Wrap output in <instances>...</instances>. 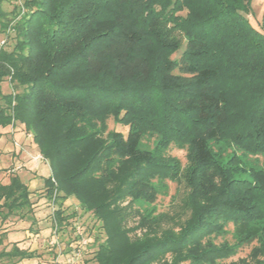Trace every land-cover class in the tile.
<instances>
[{
  "label": "trees",
  "instance_id": "1",
  "mask_svg": "<svg viewBox=\"0 0 264 264\" xmlns=\"http://www.w3.org/2000/svg\"><path fill=\"white\" fill-rule=\"evenodd\" d=\"M18 1L0 0V32L16 33L0 45V84L12 87L0 129L32 134L59 228L75 197L102 221L97 264H218L254 242L239 264H264V14L260 30L252 0ZM109 117L127 133L107 131ZM172 141L188 147L192 216L160 232L155 177L178 173L158 151ZM35 205L19 174L0 181V264L39 256L5 227L34 224ZM230 224L234 242L216 243Z\"/></svg>",
  "mask_w": 264,
  "mask_h": 264
},
{
  "label": "rangeland",
  "instance_id": "2",
  "mask_svg": "<svg viewBox=\"0 0 264 264\" xmlns=\"http://www.w3.org/2000/svg\"><path fill=\"white\" fill-rule=\"evenodd\" d=\"M20 2V0L18 1ZM252 12L248 14L249 19L251 20L252 24L260 28L262 16L264 14V0H252ZM13 3L5 2L4 8L8 12L12 10ZM187 9L182 10L181 14H186ZM15 31L12 30L11 33L6 36L4 32H0V43L2 44L3 40L7 39V43L10 44L9 47L12 46L16 42L15 38ZM181 51H178L172 55L173 58H178L181 55ZM263 59L262 63L264 64V52L262 51ZM261 55V56H262ZM0 91L4 93H8L12 91V87L10 85V80L6 79L0 84ZM108 129L112 130L115 129L117 131L123 132L124 134L128 131V126H125L120 123H115L113 117H109L107 120ZM16 125H20L17 123ZM12 126V125H11ZM21 126H23L21 124ZM20 130L17 126H12L11 129L8 130H1L0 137L2 135L12 137V141L14 145L21 146L23 141L19 137H15V134L18 133ZM23 133L26 136H33L30 132L23 129ZM146 142L154 140V136L147 134ZM151 147L154 146L150 145ZM27 151V149H26ZM28 153H31L29 156L31 159L38 154H34V152L29 149ZM159 160L167 165L169 170L177 171L178 175L176 174L173 178L166 177L160 179L161 176L155 177V181L158 183L160 188V192L156 202L154 203L156 211L155 214L160 216L161 218V228L162 230H175L179 231L181 226L185 225L192 216V206L190 201V188L188 186L187 175L188 171L190 170V161L188 158V147L183 144H178L177 142L172 141L168 147H166L163 151H158ZM10 165V164H9ZM7 164H3L0 167V181L6 183L9 181V178L12 174H16L15 169L16 167L9 166ZM44 193V189L41 192L33 195V201L35 204V218L36 222L32 224L30 219H19V218H12L11 221L6 223L5 227L9 233H13L15 238L21 241H27L31 237H28L25 230H29L34 233L35 238H37V245L33 248L40 253L44 260H47V264H68V257L71 254V250H68L69 240L74 238V231H72V225L74 222L78 220V222H84V224L89 229V246L85 250L82 257L75 259L74 263L72 264H88L89 261L94 260L95 251L98 248L99 243L103 242L105 239V233L103 228L101 227L102 221L95 215V213L91 211L84 212L79 204V201L75 197H71L64 202V207H67L68 212L77 211V216L71 219L72 225L65 229H58V236H59V245L52 247L49 244V240L52 238V221L51 217L52 213L59 207L57 203L53 200H48L45 203L43 196L39 197L40 194ZM127 201L122 202V205H125ZM135 224L133 220H131L130 225ZM233 227L232 225L227 226V232L223 235H219L215 237L216 243H221L224 241H228L230 243L234 242V238L232 235ZM163 232V231H162ZM141 234V231H138ZM98 236V239H97ZM97 239V240H96ZM26 244L28 242H25ZM40 244V246H39ZM256 244V242L245 245L241 247L237 253L231 254V256L218 261V264H239L240 259L246 258L252 247ZM37 247V248H36ZM64 252L63 254H59V252ZM170 259V256H168ZM189 262H184L182 264H188Z\"/></svg>",
  "mask_w": 264,
  "mask_h": 264
},
{
  "label": "crops",
  "instance_id": "3",
  "mask_svg": "<svg viewBox=\"0 0 264 264\" xmlns=\"http://www.w3.org/2000/svg\"><path fill=\"white\" fill-rule=\"evenodd\" d=\"M19 128V132L15 134V137L21 138L23 141L21 146H15L10 135L0 137V167L3 164L16 167V173L20 175L21 179L29 186L32 195L41 192L45 188V179L51 175V169L48 161H35L29 156L28 150L31 149L34 154H41L37 145L31 138L23 133V126L15 125ZM12 126L1 128V130H10ZM27 149V151H26ZM37 156V155H36ZM27 233V230H25ZM13 233H9V239L17 241L18 238L13 236ZM25 242H28L27 244ZM21 245L29 247L31 250L37 245V238L32 237L27 241H22ZM40 246V244H39ZM36 247V248H37ZM37 250V249H36ZM39 256L31 259H24L20 264H47V260H44L40 253ZM88 264H97L94 260L88 262Z\"/></svg>",
  "mask_w": 264,
  "mask_h": 264
},
{
  "label": "built area",
  "instance_id": "4",
  "mask_svg": "<svg viewBox=\"0 0 264 264\" xmlns=\"http://www.w3.org/2000/svg\"><path fill=\"white\" fill-rule=\"evenodd\" d=\"M4 41L5 40H3L2 44L4 43ZM34 159L35 161L46 160L42 154H38L37 156L34 157ZM52 227H53L52 238L48 242L52 247H55V246H58L60 243H59V236H58L59 226L55 222L54 217L52 219ZM73 228H74V236L76 237V241L74 244H72V248L70 252L71 254L69 255L67 259L68 264H72L74 263L75 259L82 257L85 250L88 248L90 244L89 234L83 222H78V220H76L74 222ZM63 253L64 252L62 251L59 252V254H63Z\"/></svg>",
  "mask_w": 264,
  "mask_h": 264
}]
</instances>
